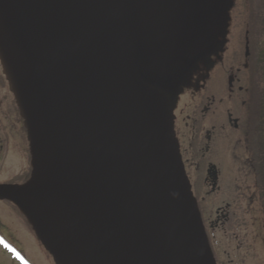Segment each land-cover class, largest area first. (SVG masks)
<instances>
[{
    "label": "water",
    "instance_id": "obj_1",
    "mask_svg": "<svg viewBox=\"0 0 264 264\" xmlns=\"http://www.w3.org/2000/svg\"><path fill=\"white\" fill-rule=\"evenodd\" d=\"M231 4L0 0V69L30 165L0 201L56 264H217L174 111Z\"/></svg>",
    "mask_w": 264,
    "mask_h": 264
},
{
    "label": "flooded vegetation",
    "instance_id": "obj_2",
    "mask_svg": "<svg viewBox=\"0 0 264 264\" xmlns=\"http://www.w3.org/2000/svg\"><path fill=\"white\" fill-rule=\"evenodd\" d=\"M231 3L215 29L213 54L190 74L174 111L181 155L217 264H240V253H245L249 243L247 221L241 224L239 213L245 212L247 206L251 211V196L245 205L236 200H214L222 193V180L227 175L234 176L236 167L240 168L236 165L237 150H245L242 154L248 174L255 181L264 179V0ZM219 69L223 74L214 83L213 75ZM1 81L0 157H4L7 144H17L19 127L24 130V126L4 76ZM24 136L25 139L23 134L20 136L21 141L27 143L25 130ZM230 153L232 161L224 170L221 159L214 158L222 155L227 160ZM213 165L216 168L209 171ZM257 185L255 191L264 208V197ZM247 216L251 220L250 214ZM261 228L264 230V223Z\"/></svg>",
    "mask_w": 264,
    "mask_h": 264
},
{
    "label": "rangeland",
    "instance_id": "obj_3",
    "mask_svg": "<svg viewBox=\"0 0 264 264\" xmlns=\"http://www.w3.org/2000/svg\"><path fill=\"white\" fill-rule=\"evenodd\" d=\"M219 70L215 71L213 75L214 83L223 74L221 69ZM2 76L0 74V83H2ZM22 134L25 139L24 130L19 127L17 144H12L11 146L7 144V152L4 157H0V184L14 181L17 184H21L25 182L24 179H28L29 172L27 171L30 167L29 148L25 140L21 141L20 136ZM219 144L220 138L215 145L218 146ZM238 151L240 157H236L238 161L236 165L240 166V168L236 167L234 176L227 175L222 180V193L214 197V200L223 201L224 203L236 200L237 203L244 202L245 205L249 203L248 200L251 196V211L248 210L247 206L245 212L241 211L239 213L241 224L245 220L247 221L245 232L249 231L247 237L249 243L247 249L245 247L243 251L245 253H240L243 256L239 262L240 264H264V230L261 228L264 223V208L258 199L259 193L255 191V178L253 175L248 174V166L244 161L246 157L242 154L245 150L241 149ZM229 155L230 157L227 160L222 155L215 157L214 160L218 161V159H221L222 164H225L226 169L224 168V170H227V163L232 161V154L230 153ZM247 214H250L251 220ZM0 243L4 244V246L0 244V264H56L35 236L25 217L17 208L6 201H0ZM234 246L236 248L237 244ZM226 251H228L227 253L231 252L230 248Z\"/></svg>",
    "mask_w": 264,
    "mask_h": 264
},
{
    "label": "trees",
    "instance_id": "obj_4",
    "mask_svg": "<svg viewBox=\"0 0 264 264\" xmlns=\"http://www.w3.org/2000/svg\"><path fill=\"white\" fill-rule=\"evenodd\" d=\"M258 171H261L260 168H258ZM29 174H30V167H29ZM257 188L260 189L262 196L264 197V179H257L256 180Z\"/></svg>",
    "mask_w": 264,
    "mask_h": 264
},
{
    "label": "bare ground",
    "instance_id": "obj_5",
    "mask_svg": "<svg viewBox=\"0 0 264 264\" xmlns=\"http://www.w3.org/2000/svg\"><path fill=\"white\" fill-rule=\"evenodd\" d=\"M177 137V136H176Z\"/></svg>",
    "mask_w": 264,
    "mask_h": 264
}]
</instances>
